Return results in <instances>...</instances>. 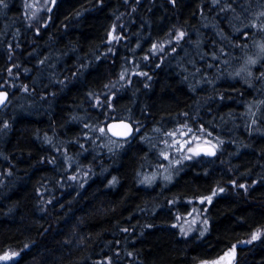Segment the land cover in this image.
<instances>
[{
    "label": "trees",
    "instance_id": "obj_1",
    "mask_svg": "<svg viewBox=\"0 0 264 264\" xmlns=\"http://www.w3.org/2000/svg\"><path fill=\"white\" fill-rule=\"evenodd\" d=\"M22 5V0L0 5V82L9 67L21 66L28 73L26 82L35 69L42 73L30 116H18L17 109L9 112L16 120L0 143V257L18 253L9 264H199L234 249L236 264H264V132L235 131L237 125L230 120L239 113L235 102L246 101L250 94L239 83L227 82L212 91L204 87L207 90L197 96L187 81L191 63L203 67L205 62L198 64L199 58L191 55L203 49L207 58L218 46L211 33L216 25L221 32V19L209 9L210 0H56L48 24L36 33L23 17ZM125 20L127 48L105 55L115 23ZM177 29L194 40L185 44L190 53L160 66L149 60L147 69L157 67H152L148 82L142 80L144 86L141 76L133 75L131 86L113 88L129 60L140 70L146 66L140 49ZM0 90L8 92L9 102L16 96ZM103 92L113 93L110 104L119 110L109 114L111 122L128 121L133 128L130 117L142 116L156 126L177 123L182 115L201 110L207 100H223L216 109L208 104L202 113L213 107L209 122L219 131L223 151L216 149V157L190 163L166 189L146 188L138 172L147 149L136 137L120 152L105 151L102 158L107 160L94 167L85 185L68 188L60 183L50 205L43 208L40 189L58 182L62 172L50 165L44 140L60 138L71 149L78 146L83 132L75 121L86 110L89 117L90 104ZM24 103L27 109L30 103ZM261 112L264 117V98ZM244 184L245 191L238 188ZM223 187L227 191H221ZM213 192L206 210L208 233L202 239L181 237L173 227L174 214L164 209L175 197L195 199Z\"/></svg>",
    "mask_w": 264,
    "mask_h": 264
},
{
    "label": "rangeland",
    "instance_id": "obj_2",
    "mask_svg": "<svg viewBox=\"0 0 264 264\" xmlns=\"http://www.w3.org/2000/svg\"><path fill=\"white\" fill-rule=\"evenodd\" d=\"M150 1L154 3L157 0ZM54 2L53 0H22L23 17L28 21L30 30L32 29L31 32L36 33L39 26L45 27L48 24ZM209 9L213 14L217 15L216 17L221 19L219 20L222 27L221 32L218 30L220 28L217 29L218 25H216L212 26L216 32L211 33L214 36L212 37L214 38L213 45L216 42L218 46L216 48L210 47L213 52L211 55L208 54L207 58L204 56L203 49L196 54L198 56L192 57L191 55L193 60L196 57L199 58V60H196L198 64L200 60L205 62L203 67H200L201 64L191 63L187 81H189L193 92L195 91L197 96H200L201 89H206L204 87H208L209 91H212L227 82L229 84L239 83L246 92H249L250 96L246 101L235 102V107H238L239 113H237L238 116L236 117L232 116L230 120L237 125L235 131H242L245 128L248 134L257 132V134L261 135L264 132V117H262L261 112L264 98V0H210ZM127 23V20L115 23L109 34V41L105 46L106 51L102 53L108 55L110 51L117 52L121 46L125 49L127 48L129 42ZM204 23L207 28L208 24L205 21ZM40 30L42 29H39L38 32ZM181 32V30L177 29L173 35H166L164 39L157 42L152 41L148 47L140 49L141 54L144 53L141 61L146 63V66L140 70L136 61L134 64L129 60L128 67L118 72L115 84L112 85L113 88L119 91L124 85L131 86L133 75H140V85L144 86L142 80L144 83L148 82L150 73L155 70L152 67H157L150 66L151 71L147 69L149 60H151V63L153 60L155 65L160 66L165 60L172 61L171 59L174 56L178 59L177 56L179 54H187L189 48L185 44H193L194 40L191 42L189 37L185 39V32L182 37H179ZM215 36H217V39H215ZM153 45L157 47L154 49ZM134 53L140 54L139 51ZM21 55H23V52H21ZM148 55L152 56L151 59L147 57ZM250 61H255V63H250ZM131 69L133 72H131ZM41 70L35 69V73L31 75L27 82L25 80L28 73L22 72L21 66L18 69L9 67L3 72L4 77L0 82V89H7L12 95L16 93V96L10 100L6 108L0 113V143L11 132L13 123L16 120L15 115L14 117L8 115L9 112H14L17 109L18 116H30L27 112L31 110L30 108L33 104H36L31 101V98L37 95L36 87L40 86L39 80H37L40 77L37 76L42 73ZM54 70L57 79L59 74L56 69ZM182 71L185 72L186 68ZM31 82L34 88L31 87ZM57 86L61 85L58 84ZM112 96L113 93L105 95V92L97 97L95 96L94 101L90 104L89 117L86 110V113L82 114L83 118L75 121L82 125L81 131L83 132L76 141L78 146L75 148L71 149L67 143L68 141H63L60 138L53 139L50 137L44 140L51 154L50 165L53 169L56 166L58 170L62 168V172L58 182H53V184L46 183L43 189H40L38 196L43 208L50 205L60 183H66L68 188L85 185L88 179L93 176L94 167L96 165L102 167L107 160V158H102L105 151L120 152L127 143L132 142L136 137L138 138L137 141L142 142L147 149L145 161L138 172V181L140 185L146 188L159 187L166 189L176 182L184 168L190 163L200 161L201 158H209L197 154V148L200 146L209 145L217 149V151H223L219 140V131L216 130L213 122H209L210 114L214 111L213 107L211 112L208 110L206 114L202 115L208 104L211 103L216 109L223 100L214 101V98L207 100L201 110L198 108L200 112L196 111L195 108V114L190 112L187 116L182 115L177 123L170 122L156 126L151 121L143 119L142 116L140 118L130 117L128 120L133 122L135 126L133 136L129 140L115 143L107 137L109 135L106 129L107 123L111 122L110 118H108L109 114L119 111L110 104ZM24 102L30 103L27 109H24L26 106ZM17 103L20 104L19 107H16ZM100 129H104V131L101 132ZM188 129H191V132ZM169 133H174V135L170 136ZM181 133L186 134L182 135ZM193 137L198 139H193ZM185 141H191V143L186 144ZM189 148H193L195 151L189 152ZM99 154L101 158L97 157ZM82 158L85 160L83 164ZM238 188L245 191L246 184ZM227 189V187H223V190L227 191ZM213 193L206 197L195 199L185 198L180 200L175 197L169 202L164 211L170 210L174 214L173 227L181 237L202 239L208 233L209 222L206 210L211 202L209 203L207 198L211 197L212 201L214 198ZM261 233H263V230L254 234L257 235L256 239L262 235ZM255 240L251 238L250 241L254 242ZM250 241H246L245 244ZM18 255L16 252H7L1 257L7 256L8 258L0 259V263H12L17 259ZM236 263L237 253L232 249L217 260L199 264Z\"/></svg>",
    "mask_w": 264,
    "mask_h": 264
},
{
    "label": "water",
    "instance_id": "obj_3",
    "mask_svg": "<svg viewBox=\"0 0 264 264\" xmlns=\"http://www.w3.org/2000/svg\"><path fill=\"white\" fill-rule=\"evenodd\" d=\"M0 99L3 100V102L0 103V111H1L4 109V107L7 105L9 101L8 92L0 91ZM133 131L134 130L131 123L127 121H115V122H111L107 126L108 135L111 138L119 141H125L129 139L132 136ZM196 152L200 156L209 157V158H214L217 155V151L215 150V148L209 145L200 146L199 148H197Z\"/></svg>",
    "mask_w": 264,
    "mask_h": 264
},
{
    "label": "snow or ice",
    "instance_id": "obj_4",
    "mask_svg": "<svg viewBox=\"0 0 264 264\" xmlns=\"http://www.w3.org/2000/svg\"><path fill=\"white\" fill-rule=\"evenodd\" d=\"M53 2H54V0H53ZM4 4V0H0V5H3ZM184 35V33L183 32H181V33H179V37H182ZM178 37V38H179ZM157 46L156 45H153V48L155 49ZM250 63H255V61H250ZM3 102V100L2 99H0V103H2ZM100 131L101 132H103L104 131V129H100ZM188 131L189 132H191V129H188ZM182 135H184V134H186V133H181ZM169 135L170 136H172V135H174V133H169ZM193 139H198L197 137H193ZM185 143L187 144V143H191V141H185ZM188 151L189 152H194L195 150L193 149V148H189L188 149ZM198 154V153H197ZM214 154V153H213ZM188 158H190V157H188ZM221 191H223V189H221ZM216 193H213V195H215ZM208 199V202L210 203L211 202V197H208L207 198ZM203 202V201H202ZM253 239H256L257 238V235H253V237H252ZM8 257L7 256H5V257H0V259H7Z\"/></svg>",
    "mask_w": 264,
    "mask_h": 264
},
{
    "label": "bare ground",
    "instance_id": "obj_5",
    "mask_svg": "<svg viewBox=\"0 0 264 264\" xmlns=\"http://www.w3.org/2000/svg\"><path fill=\"white\" fill-rule=\"evenodd\" d=\"M7 92V91H6Z\"/></svg>",
    "mask_w": 264,
    "mask_h": 264
}]
</instances>
